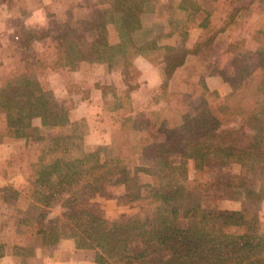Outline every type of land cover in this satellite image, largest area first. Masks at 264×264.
Returning a JSON list of instances; mask_svg holds the SVG:
<instances>
[{
	"label": "trees",
	"instance_id": "16d2710c",
	"mask_svg": "<svg viewBox=\"0 0 264 264\" xmlns=\"http://www.w3.org/2000/svg\"><path fill=\"white\" fill-rule=\"evenodd\" d=\"M180 1L188 9L195 0ZM148 2L104 0L76 26L60 23L52 36L53 68L74 71L81 63L102 64L135 79L136 57L151 61L157 56L163 65L160 90L167 105L145 116L125 117L109 145L85 147V129L79 126L83 122L68 123L64 108L58 109L41 88L35 72L46 64L38 56L1 79L0 143L40 141L31 123L36 118L42 126L64 128L35 162H28L31 174L25 190L39 209L64 194L66 212L43 229L41 210L33 234L45 239L56 233L72 235L80 248L95 250L97 264H264V220L259 215L264 203V29L251 35L253 49L234 59L228 95L221 97L202 83L190 92H169L174 72L189 56L207 51L224 28L191 47L159 45L156 39L139 42ZM235 18L232 10L226 26ZM109 26L116 33L114 43ZM30 39L21 44L28 47ZM236 119L239 127H229ZM188 160L195 171L215 170V181L191 184L181 179ZM231 165L241 169L240 175L230 176ZM250 173L253 179L247 177ZM139 174L150 181L137 184ZM119 185L126 187L125 198L138 203L137 211L125 220L110 221L96 206L109 187ZM25 190L5 186L0 199L18 203ZM225 194L240 195L249 206L220 210L208 205Z\"/></svg>",
	"mask_w": 264,
	"mask_h": 264
},
{
	"label": "rangeland",
	"instance_id": "374dc122",
	"mask_svg": "<svg viewBox=\"0 0 264 264\" xmlns=\"http://www.w3.org/2000/svg\"><path fill=\"white\" fill-rule=\"evenodd\" d=\"M103 1L0 0V89L1 79L9 70L23 66L34 56L41 58L45 68L34 64V68H38L35 75L41 88L50 93L58 109L64 108L68 123L83 122L79 126L85 129L84 142L88 150L109 145L125 117L145 116V112L158 111L167 105L160 90L165 81L163 65L158 63L157 56L152 57V62L144 55L135 58L138 72L135 79L125 78L115 66L81 63L74 71L51 66L56 58L52 36L59 30L57 26L64 21L76 26ZM192 3L185 9L181 8L180 0H149L142 15L143 28L136 39L139 42L156 39L159 45L183 43L191 47L200 37L206 39L223 27L224 31L217 34L207 51L201 50L199 55L186 59L167 87L169 92H190L202 83L224 97L232 92L227 78L234 72V59H240L246 51L252 50L251 35L264 29V0H195ZM232 10L236 11L235 21L226 26ZM108 35L111 43L117 41L113 26L108 27ZM28 37L31 39L25 47L21 43ZM31 123L38 128L40 141L26 145L23 141L0 143V189L12 186L27 190L31 174L27 169L28 162H35L64 132L61 127L42 126L39 118ZM3 125L4 118L0 114V128ZM229 127H239V120ZM227 171L233 177L241 173L237 165L229 166ZM250 175L247 174L249 179L255 177ZM217 176L215 170L214 173L195 171L192 160L186 162L183 175H179L191 184L211 183ZM148 181L145 174L138 175L137 184ZM26 190L21 193L18 203H3L0 199V245L4 246L0 264H97L95 250L80 248L78 239L72 235L56 233L46 239L34 236L38 227L35 220L41 210L43 229L49 225L48 221L60 218L66 212L61 204L65 195L61 194L49 201L47 207L39 209ZM125 194L123 185L109 187L105 197L98 200V212L110 221L125 220L135 214L138 203L129 201ZM208 205L220 210L249 206L240 195L234 194H225ZM259 215L264 220V206L260 207ZM22 219L27 221L23 225L18 223Z\"/></svg>",
	"mask_w": 264,
	"mask_h": 264
},
{
	"label": "crops",
	"instance_id": "0c3cea01",
	"mask_svg": "<svg viewBox=\"0 0 264 264\" xmlns=\"http://www.w3.org/2000/svg\"><path fill=\"white\" fill-rule=\"evenodd\" d=\"M262 206H264V203L262 204Z\"/></svg>",
	"mask_w": 264,
	"mask_h": 264
}]
</instances>
